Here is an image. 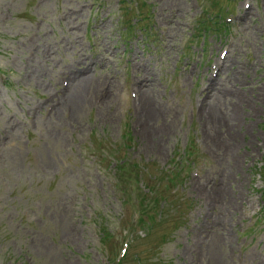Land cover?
<instances>
[{
  "label": "rangeland",
  "instance_id": "374dc122",
  "mask_svg": "<svg viewBox=\"0 0 264 264\" xmlns=\"http://www.w3.org/2000/svg\"><path fill=\"white\" fill-rule=\"evenodd\" d=\"M213 1L151 0L154 45L119 37L118 0H0V264H104L97 224L110 213L116 239L117 217L133 215L115 156L169 173L186 143L196 162L176 190L193 206L155 227L172 237L153 250L142 227L126 232L130 261L264 264L251 188L264 180V162L251 170L264 153V0ZM205 11L227 29L195 38Z\"/></svg>",
  "mask_w": 264,
  "mask_h": 264
},
{
  "label": "trees",
  "instance_id": "16d2710c",
  "mask_svg": "<svg viewBox=\"0 0 264 264\" xmlns=\"http://www.w3.org/2000/svg\"><path fill=\"white\" fill-rule=\"evenodd\" d=\"M216 3V1L214 2ZM125 164H129L128 166ZM186 163H182L179 161L177 165L179 167L174 172L170 171L169 173H155L141 172L142 176H138L137 164L133 161L121 160L120 164H117V174L115 178V184L119 187L120 194L123 195V201H127L128 198L133 197V208L138 211V221H135L139 226H142L145 230L147 239L151 238L154 233V229L157 226L164 225L167 227L168 225L177 223L178 217L175 215L183 210L185 207H188L189 203L185 201L176 203L175 200L171 197V193L168 201H166V196L163 191H160L159 184H164L165 188L169 187V185H175L177 182H181L182 176L180 171L183 167H186ZM164 179V181H163ZM138 180H141L144 185L149 187V191H142L137 186L133 188H128L131 184H136ZM159 201L163 206L160 205ZM156 208L152 213L150 211ZM159 214L160 217H159ZM110 231L106 230L102 238L103 241H108L110 237ZM167 238L166 231H162L158 238H156V242L151 245V248H154L159 241H165ZM112 254V253H111ZM112 258H109L111 260ZM142 263L140 260L137 261V264ZM116 264H128L127 254L123 255L119 260H117Z\"/></svg>",
  "mask_w": 264,
  "mask_h": 264
},
{
  "label": "bare ground",
  "instance_id": "6f19581e",
  "mask_svg": "<svg viewBox=\"0 0 264 264\" xmlns=\"http://www.w3.org/2000/svg\"><path fill=\"white\" fill-rule=\"evenodd\" d=\"M221 59H222V58H221ZM216 65H217V64H216ZM219 71H220V70H219ZM79 83H80V80H79ZM82 83H83V82H82ZM82 83H81V84H82ZM67 99H68V98H67ZM75 105H76V104H75ZM77 106H78V105H77ZM231 114H232V113H231ZM233 114H234V113H233Z\"/></svg>",
  "mask_w": 264,
  "mask_h": 264
}]
</instances>
